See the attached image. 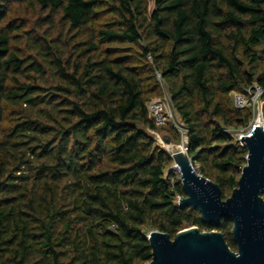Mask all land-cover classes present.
Returning <instances> with one entry per match:
<instances>
[{"label": "trees", "instance_id": "1", "mask_svg": "<svg viewBox=\"0 0 264 264\" xmlns=\"http://www.w3.org/2000/svg\"><path fill=\"white\" fill-rule=\"evenodd\" d=\"M16 5L41 11L36 28ZM100 13L114 21L95 28ZM157 73L193 168L227 198L246 156L232 133L252 120L233 93L264 90V0H0V264H146L150 231L190 227L235 251L230 221L176 204L148 134Z\"/></svg>", "mask_w": 264, "mask_h": 264}, {"label": "water", "instance_id": "2", "mask_svg": "<svg viewBox=\"0 0 264 264\" xmlns=\"http://www.w3.org/2000/svg\"><path fill=\"white\" fill-rule=\"evenodd\" d=\"M240 146L246 151L237 186L222 199L220 187L193 168L187 149L170 152L183 197L179 208L195 210L204 225L231 222L235 251L217 231L185 228L171 239L152 230L146 236L151 260L146 264H264V130L256 126Z\"/></svg>", "mask_w": 264, "mask_h": 264}, {"label": "rangeland", "instance_id": "3", "mask_svg": "<svg viewBox=\"0 0 264 264\" xmlns=\"http://www.w3.org/2000/svg\"><path fill=\"white\" fill-rule=\"evenodd\" d=\"M147 3H148V13L151 14V12L153 11V7H154V0H147ZM42 15L43 14L38 8L35 10H26L24 7L20 5L19 6L16 5L13 8L12 14L9 16V19H12L13 21L19 24H25L26 29H27L26 31H29L38 26L39 20L41 19ZM55 20H56L54 23L55 27L53 28V31H54V34H58L61 31V27H60L61 24L58 22V18H56ZM113 21H114V18L112 16L100 13L97 16L96 21H94V25H95L94 27L95 28L102 27ZM45 30H46V26H43L41 29V33H43V31ZM15 46L18 47V45L16 44ZM262 67L263 65H261V68ZM159 82L162 88V96L160 98H154V99L161 100L165 103H168L170 107L172 108L171 103H170V98L168 96L166 88L161 80H159ZM255 120H257V114L254 115V113L252 112L251 121H255ZM169 130H172L175 133H177L178 135L177 141L173 139V135L169 132ZM238 133H240V131L236 133H232V134L234 137H236ZM148 134L155 141V146L157 148H160L169 154L170 152L176 151L180 148L187 149L186 147L187 130L183 126L181 119L178 117V115L175 114L174 110H173V116L170 119L166 120L165 125L158 127V130L156 131H149ZM172 167H173V163L166 169L165 175H167L170 171H173ZM195 168H198V166H195ZM230 193H231L230 191H225L224 195L226 197H229Z\"/></svg>", "mask_w": 264, "mask_h": 264}, {"label": "built area", "instance_id": "4", "mask_svg": "<svg viewBox=\"0 0 264 264\" xmlns=\"http://www.w3.org/2000/svg\"><path fill=\"white\" fill-rule=\"evenodd\" d=\"M148 59H150L148 57ZM156 77L160 80V75ZM233 104L237 109L251 108L252 112L257 114V120L251 121L250 124L236 135V141L240 142L243 137H249L256 126L264 130V90L257 84L251 85L245 93L235 92L233 95ZM148 116L154 121L157 127L165 125L167 119L173 116V109L168 103L161 100L152 99L147 105ZM264 198V195H263ZM177 198L176 204H178Z\"/></svg>", "mask_w": 264, "mask_h": 264}]
</instances>
